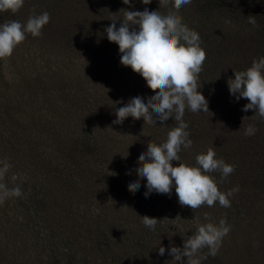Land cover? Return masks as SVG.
<instances>
[{
    "label": "trees",
    "instance_id": "obj_1",
    "mask_svg": "<svg viewBox=\"0 0 264 264\" xmlns=\"http://www.w3.org/2000/svg\"><path fill=\"white\" fill-rule=\"evenodd\" d=\"M49 2L45 9L62 20L65 27L77 31L78 26L88 22L100 36L112 23L113 15L119 27L123 9L158 7L168 11L173 7L171 0H150L149 5L140 0H130L127 5L122 0H102L105 6L85 18L78 3L68 2L67 7L74 6L82 17L63 19L55 10L61 0ZM179 15L183 23L199 33L205 51L197 84H204L198 91L206 98L208 111L193 112L198 121L196 134L191 132L192 123L187 122L193 141L186 149L188 157L195 163L197 144L198 149L210 148L216 142V156L234 166V171L225 177L227 183L217 185L219 191L264 188V118L255 114V109L241 111L247 98L236 101L229 95L226 83L233 77V70H244L254 58L264 56V0H191L179 9ZM108 44L118 51L114 42ZM12 109L11 105L0 107V159L7 157L11 164L0 183L9 188L19 185L22 194L0 200V264H175L166 254L168 248L182 247L198 223L211 222L209 216L220 212V206L210 210V206L201 205L190 211L195 218L192 230L181 224L166 228L160 224L161 216L176 222L173 220L178 213L172 210L175 202L181 210L188 208L178 202L173 190L165 194L168 202L160 214L140 205L138 199H146L142 195L143 178L139 189L118 191L119 183L137 176L136 164L141 162L138 157L121 155L110 141L56 133L69 128V123L38 121L35 130L31 122L35 115L28 113L19 121H10ZM202 124L207 129L199 131ZM248 125L255 127L253 135L244 134ZM13 174L17 175L15 181L11 179ZM159 194L153 191L147 198L155 199ZM240 196L248 198L244 192ZM232 210L238 212V207H229V212ZM144 216L157 219L154 230L144 226L140 218ZM222 219L231 233L222 237L214 256L202 249L205 258L200 264H264V225L259 224V217L242 223L228 216ZM160 246L165 248L164 255L158 254Z\"/></svg>",
    "mask_w": 264,
    "mask_h": 264
},
{
    "label": "clouds",
    "instance_id": "obj_2",
    "mask_svg": "<svg viewBox=\"0 0 264 264\" xmlns=\"http://www.w3.org/2000/svg\"><path fill=\"white\" fill-rule=\"evenodd\" d=\"M122 2L127 5L130 0ZM141 3L148 4L149 0H141ZM171 3L173 7L168 11H161L158 7L123 9L119 27L116 26L117 20L113 19L104 29L107 39L118 46L120 64L142 73L155 89L146 99L141 93H134L116 108L112 123H121L128 114L143 115L144 120L153 124L158 120L161 126L169 117L176 122L169 127L163 142L157 144L150 140L146 150L138 153V160L141 161L136 164L138 174L127 181V186L135 191L140 188L143 178L145 191L142 195L145 198L153 191L168 194L174 188L178 202L192 209L201 205L212 206L214 202L228 207L229 198L237 188L222 192L217 185L234 171V166L218 158L214 148L198 153L194 165L183 162L176 166L172 164L173 161H180L178 153L181 148L188 149L193 143L189 138L188 124L183 119L185 109L208 111V102L198 91L200 86L197 84L205 51L201 47L199 33L183 23L179 15V9L189 5L191 0H171ZM23 4L24 0H0V12L15 13ZM48 21L49 14L43 11L30 15L23 23L15 19L0 23V58L10 56L13 49L25 40L26 34L33 37L41 35ZM226 83L229 95L236 101L247 98L248 102L241 111L255 109V114L264 118V56L254 58L244 70H233V77ZM255 131L253 125H248L244 134L253 135ZM10 168L7 157L0 159V180ZM214 171L219 172V180L209 175ZM11 179L15 181L17 175L13 174ZM21 194L19 185L9 188L0 183V200ZM140 218L149 230H154L158 223L156 218ZM229 228L223 219L218 224L198 223L195 232L183 240V246H171L168 253L175 264H200L205 258L201 250L206 248L207 255L214 256ZM157 251L159 255H164L165 248L160 246ZM182 257L186 259L182 261Z\"/></svg>",
    "mask_w": 264,
    "mask_h": 264
},
{
    "label": "rangeland",
    "instance_id": "obj_3",
    "mask_svg": "<svg viewBox=\"0 0 264 264\" xmlns=\"http://www.w3.org/2000/svg\"><path fill=\"white\" fill-rule=\"evenodd\" d=\"M49 1L24 0L23 6L15 13L0 12V23L12 19L23 23L30 15L43 11L49 14V21L43 26L41 35L33 37L31 34H26L25 40L13 49L10 56L0 58V107L3 105L13 107L10 112V121H19L28 113L35 115L31 121L35 130L38 127V121L53 124L69 123V128L56 133L69 137L92 138L104 143L110 141L116 144V149L121 155L135 157H138L142 149L146 150L148 141L151 140L157 144L163 142L169 127L176 123L171 117L163 122V126L158 120L156 124H153L144 120L143 115L132 114H128L121 123H112L115 119L116 108L127 102L134 93H141L146 99L147 95L155 89L142 73L132 70L130 66L120 64L119 51H116L113 45L108 44L110 41L105 32L100 36L96 32V27L88 22L83 23L81 27L78 26L77 31H75L76 28L65 27L66 24L62 20L49 13V9H45V7L49 8L51 3ZM68 2L78 3L77 6L85 18L91 15L94 9L100 10L105 6L102 0H92V2L90 0H84V2L61 0L62 4L55 8L56 12H59L58 15H62L60 18L82 17L74 6L67 7ZM151 2L149 0L148 5ZM113 19H116V15H113ZM199 83H201L199 88H204V84ZM221 93L223 94V89ZM217 96L216 93L215 97ZM219 106H222L221 101H219ZM219 108L222 109V107ZM74 110L77 112L74 113ZM4 119L7 120L6 117ZM183 119L192 123L191 132L196 134L198 121L195 114L186 108ZM203 128H206L205 124L199 126V131ZM211 131H216V128ZM1 136H3L2 133ZM197 137L199 141H204L203 138ZM3 138L6 140V137ZM211 141L212 139H208V142ZM0 144L3 145L2 137ZM1 146L0 152L3 150ZM212 147L215 148L216 153L217 143L214 142ZM207 149V147L198 149L197 144L198 153L205 152ZM178 155L181 162L195 164L188 157L189 152H186L183 147ZM209 174L216 175L217 180L220 179L219 172L214 171ZM225 181L227 183L226 178L222 182ZM119 184L121 190L118 191L129 192L127 181ZM172 190L174 191V188ZM243 192L248 195V198L240 196ZM167 196L159 194L155 199L139 198L138 200L145 210L160 214L159 212L168 202ZM229 199L228 207L220 206L217 202L210 206V210L220 206V212L209 216L212 223L218 224L222 216L236 219L235 222L240 223L244 222L242 220L257 216L260 219L258 222L262 221L259 224L264 225V188L248 187L246 190H237ZM245 202L249 203L245 204ZM234 206L238 207V212H233V210L229 212V207ZM188 209L189 214H187ZM172 210L178 213L173 220L176 222L171 223L168 219L166 221L164 219L166 215H163L160 224L166 228L181 224V226L188 227L187 230H192L195 218L190 211L193 209L188 206L186 210L184 207L181 210L179 204L175 202ZM160 229L165 230L162 226ZM230 233L226 235L229 237ZM181 259L183 261L186 258Z\"/></svg>",
    "mask_w": 264,
    "mask_h": 264
}]
</instances>
